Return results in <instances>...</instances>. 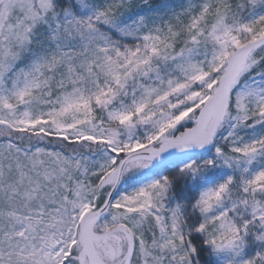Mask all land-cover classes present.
Returning <instances> with one entry per match:
<instances>
[{"label": "snow or ice", "instance_id": "snow-or-ice-1", "mask_svg": "<svg viewBox=\"0 0 264 264\" xmlns=\"http://www.w3.org/2000/svg\"><path fill=\"white\" fill-rule=\"evenodd\" d=\"M0 264H264V0H0Z\"/></svg>", "mask_w": 264, "mask_h": 264}]
</instances>
